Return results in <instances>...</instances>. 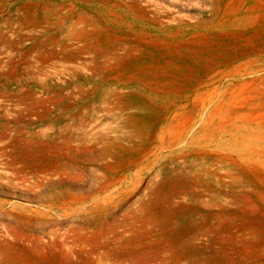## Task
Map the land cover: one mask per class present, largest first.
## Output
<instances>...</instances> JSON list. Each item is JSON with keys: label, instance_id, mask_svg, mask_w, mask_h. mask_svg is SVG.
<instances>
[{"label": "rangeland", "instance_id": "374dc122", "mask_svg": "<svg viewBox=\"0 0 264 264\" xmlns=\"http://www.w3.org/2000/svg\"><path fill=\"white\" fill-rule=\"evenodd\" d=\"M0 264H264V0H0Z\"/></svg>", "mask_w": 264, "mask_h": 264}]
</instances>
